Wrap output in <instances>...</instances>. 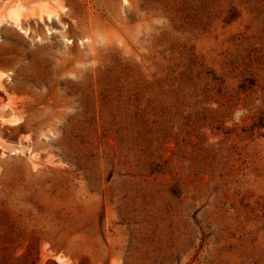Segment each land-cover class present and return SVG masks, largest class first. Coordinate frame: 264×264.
I'll return each instance as SVG.
<instances>
[{
	"label": "rangeland",
	"instance_id": "374dc122",
	"mask_svg": "<svg viewBox=\"0 0 264 264\" xmlns=\"http://www.w3.org/2000/svg\"><path fill=\"white\" fill-rule=\"evenodd\" d=\"M0 264H264V0H0Z\"/></svg>",
	"mask_w": 264,
	"mask_h": 264
}]
</instances>
